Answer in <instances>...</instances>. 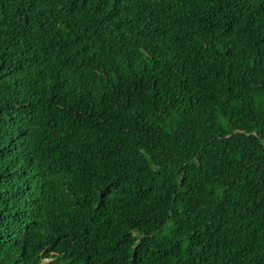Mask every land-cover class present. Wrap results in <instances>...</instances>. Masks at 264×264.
<instances>
[{"label": "trees", "instance_id": "16d2710c", "mask_svg": "<svg viewBox=\"0 0 264 264\" xmlns=\"http://www.w3.org/2000/svg\"><path fill=\"white\" fill-rule=\"evenodd\" d=\"M0 264H264V0H0Z\"/></svg>", "mask_w": 264, "mask_h": 264}]
</instances>
